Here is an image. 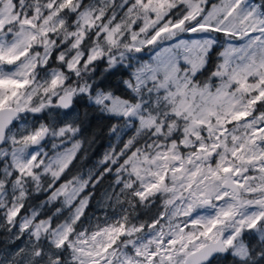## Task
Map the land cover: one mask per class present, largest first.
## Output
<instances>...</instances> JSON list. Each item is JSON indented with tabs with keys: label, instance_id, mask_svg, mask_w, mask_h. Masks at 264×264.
Masks as SVG:
<instances>
[{
	"label": "snow or ice",
	"instance_id": "6c2138e0",
	"mask_svg": "<svg viewBox=\"0 0 264 264\" xmlns=\"http://www.w3.org/2000/svg\"><path fill=\"white\" fill-rule=\"evenodd\" d=\"M0 264H264V0H0Z\"/></svg>",
	"mask_w": 264,
	"mask_h": 264
},
{
	"label": "trees",
	"instance_id": "16d2710c",
	"mask_svg": "<svg viewBox=\"0 0 264 264\" xmlns=\"http://www.w3.org/2000/svg\"><path fill=\"white\" fill-rule=\"evenodd\" d=\"M115 143V141H112ZM108 145V138L105 134L101 135L100 139L97 141V144L93 146L92 149L89 150L88 152V158L84 159L83 154H81V158L76 161L75 166L72 168V171L67 174L65 179H71V177L77 172H83L85 175L87 174L88 170L92 168L102 155L103 151ZM110 179L105 180L104 185H102L100 188L97 190V199L99 198L100 193L104 190V187L107 186V184L110 182ZM63 182V180L61 181ZM95 207V201H93L92 206L88 209L89 213L93 211V208ZM100 213L97 211V215Z\"/></svg>",
	"mask_w": 264,
	"mask_h": 264
},
{
	"label": "rangeland",
	"instance_id": "374dc122",
	"mask_svg": "<svg viewBox=\"0 0 264 264\" xmlns=\"http://www.w3.org/2000/svg\"><path fill=\"white\" fill-rule=\"evenodd\" d=\"M54 115V114H53ZM113 140L115 141V138H113ZM69 147H70V145H69Z\"/></svg>",
	"mask_w": 264,
	"mask_h": 264
}]
</instances>
